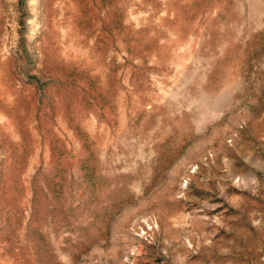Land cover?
<instances>
[{
	"label": "rangeland",
	"instance_id": "obj_1",
	"mask_svg": "<svg viewBox=\"0 0 264 264\" xmlns=\"http://www.w3.org/2000/svg\"><path fill=\"white\" fill-rule=\"evenodd\" d=\"M0 264H264V0H0Z\"/></svg>",
	"mask_w": 264,
	"mask_h": 264
}]
</instances>
